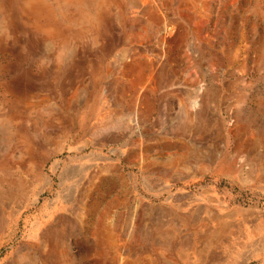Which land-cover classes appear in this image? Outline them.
<instances>
[{
    "label": "rangeland",
    "instance_id": "obj_1",
    "mask_svg": "<svg viewBox=\"0 0 264 264\" xmlns=\"http://www.w3.org/2000/svg\"><path fill=\"white\" fill-rule=\"evenodd\" d=\"M263 230L264 0H0V264H264Z\"/></svg>",
    "mask_w": 264,
    "mask_h": 264
},
{
    "label": "bare ground",
    "instance_id": "obj_2",
    "mask_svg": "<svg viewBox=\"0 0 264 264\" xmlns=\"http://www.w3.org/2000/svg\"><path fill=\"white\" fill-rule=\"evenodd\" d=\"M72 4V3H71ZM138 64L136 63V66ZM135 67V65H132L130 67H128L127 72H131L132 69ZM140 67V65H139ZM145 67V66H143ZM135 69V68H134ZM132 73V72H131ZM149 68H143V73L139 75H137L136 80H134L135 82H133L132 84H130L129 88L132 91H135V86L137 84H139L140 80L142 79V77L144 75H149ZM135 74V73H134ZM133 74V75H134ZM130 76V75H129ZM197 101V100H196ZM196 101H189V104L192 106L198 105ZM184 105V104H183ZM186 105V104H185ZM115 169V168H114ZM118 172V171H117ZM63 176V175H62ZM63 181V179H62ZM109 182V184L106 187H101V185L96 186L95 189H93V195L91 197H89L88 202L86 203V205L83 206V218H79V220L77 221L80 225H82L85 228H92V229H97V230H104L106 228H108V224H107V220L110 214V211L112 208L116 207L117 205H119V201H121L120 196H117L111 200H107V196H109V194L112 191L113 186L116 183H119L120 181H122V176L117 175L116 177H112L110 179L107 180ZM103 185V184H102ZM121 189V188H120ZM91 195V194H90ZM112 198V197H110ZM57 210V209H56ZM51 215V214H50ZM245 215V214H244ZM45 217V216H44ZM43 217V218H44ZM47 217V216H46ZM245 217V216H244ZM59 218V217H58ZM62 218V217H61ZM59 218V219H61ZM46 219H44L43 221H45ZM40 221V220H39ZM244 221V220H243ZM46 224L47 222H38L37 221V228H41L42 226H44V224ZM51 223V222H50ZM54 223V222H53ZM67 223V222H66ZM59 224V223H58ZM72 224V223H71ZM262 224V223H261ZM53 225V224H52ZM60 225V224H59ZM49 226V225H48ZM54 227V226H53ZM260 224L258 222H252L249 227L247 228V232L246 234V239L247 242L248 241H252L253 238H255V236L257 234L260 233L261 229H260ZM59 228V227H58ZM80 228V227H79ZM263 228V227H262ZM86 230V229H85ZM106 231V230H104ZM264 231V230H263ZM262 233V232H261ZM95 235V240L97 241L98 245H95V251L100 250V244H102L103 241H105L106 239V235L101 233H97L94 234ZM207 236V235H206ZM86 238V237H85ZM87 239V238H86ZM100 243V244H99ZM261 250V249H260ZM99 252V251H98ZM100 254V253H99ZM44 255V254H43ZM185 263V262H184Z\"/></svg>",
    "mask_w": 264,
    "mask_h": 264
},
{
    "label": "crops",
    "instance_id": "obj_3",
    "mask_svg": "<svg viewBox=\"0 0 264 264\" xmlns=\"http://www.w3.org/2000/svg\"><path fill=\"white\" fill-rule=\"evenodd\" d=\"M48 259H55V256H49L46 258V260H48Z\"/></svg>",
    "mask_w": 264,
    "mask_h": 264
}]
</instances>
